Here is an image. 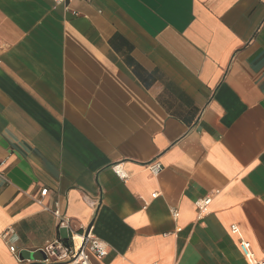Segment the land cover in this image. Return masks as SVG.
Instances as JSON below:
<instances>
[{"label":"crops","instance_id":"0c3cea01","mask_svg":"<svg viewBox=\"0 0 264 264\" xmlns=\"http://www.w3.org/2000/svg\"><path fill=\"white\" fill-rule=\"evenodd\" d=\"M43 188L92 264L261 259L264 0H0V264H67Z\"/></svg>","mask_w":264,"mask_h":264},{"label":"built area","instance_id":"2783aa9c","mask_svg":"<svg viewBox=\"0 0 264 264\" xmlns=\"http://www.w3.org/2000/svg\"><path fill=\"white\" fill-rule=\"evenodd\" d=\"M56 4L64 5L65 8H68V4L72 0H52ZM93 1V0H89ZM76 14V12L74 11ZM147 169L150 171L151 174L156 175L161 170V164L159 161L155 160L147 164ZM114 172H116L120 178H127V172H125L120 165L113 166ZM46 188L40 190L39 197L35 198L39 204L42 205L44 209L50 210L52 214H54L56 218V225L59 228H64L69 233V239L71 245H65L60 241H54V244L45 245L40 249L41 253L43 254V258L41 259L43 262L46 263H53L54 261H62L65 260L67 264H92L91 260L89 259L90 256H93L95 259H103V257L107 253V245L100 241L89 228H82L80 233H76L71 225L70 218L64 214L59 208L58 204L55 203L53 208H48L42 204V197H44L47 193ZM154 194L153 196H155ZM211 196H205L196 200L194 203L196 204L198 210H202L206 206H208V202L210 201ZM176 214V210L174 209L173 215ZM88 229V232H87ZM12 230L8 229L5 233H11ZM231 232H237V226H231ZM239 248L242 255L245 256L247 260V264H264V256L261 259H257L251 251L250 242L246 239L239 240ZM9 250L12 253H15L16 248L14 245H9Z\"/></svg>","mask_w":264,"mask_h":264},{"label":"water","instance_id":"95a60500","mask_svg":"<svg viewBox=\"0 0 264 264\" xmlns=\"http://www.w3.org/2000/svg\"><path fill=\"white\" fill-rule=\"evenodd\" d=\"M88 229H89V226H88ZM88 229H87V232H88Z\"/></svg>","mask_w":264,"mask_h":264}]
</instances>
